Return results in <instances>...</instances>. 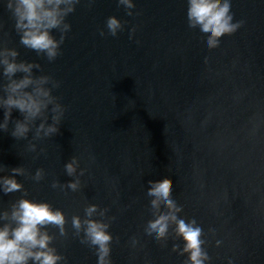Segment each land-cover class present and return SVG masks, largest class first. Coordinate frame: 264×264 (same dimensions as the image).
<instances>
[{
    "label": "water",
    "instance_id": "obj_1",
    "mask_svg": "<svg viewBox=\"0 0 264 264\" xmlns=\"http://www.w3.org/2000/svg\"><path fill=\"white\" fill-rule=\"evenodd\" d=\"M7 2L0 0V50L39 66L32 77L48 78L44 87L63 114L54 124L49 105L17 139L12 131L24 116L12 110L0 131V176L21 169L15 179L23 187L0 192V214L20 199L61 211L63 235L55 225L42 229L60 264H97L74 216L109 225L111 264H186L173 224L163 240L145 232L167 212L153 216L149 182L167 180L178 218L202 230L207 264H264V0H230L232 22L241 26L211 50L188 27L187 0H133L132 15L118 0H80L52 61L20 43ZM112 16L124 26L116 37L105 27ZM8 83L0 66V97ZM41 124L58 131L37 137ZM77 180L76 191L67 187ZM92 205L97 212L88 217Z\"/></svg>",
    "mask_w": 264,
    "mask_h": 264
},
{
    "label": "clouds",
    "instance_id": "obj_2",
    "mask_svg": "<svg viewBox=\"0 0 264 264\" xmlns=\"http://www.w3.org/2000/svg\"><path fill=\"white\" fill-rule=\"evenodd\" d=\"M89 2L92 3L94 0ZM79 3L80 0H8L6 8L11 11L15 20L20 43L38 54L43 53L52 61L60 54L59 49L64 41L63 33L71 30V26L65 23L66 17L75 11V6ZM118 6L129 10L127 15H132L131 10L135 8L133 0H118ZM230 8V0H187L188 27L198 31L205 48L211 50L218 47L221 38L232 35L241 26L240 23L232 22ZM105 27L112 37H116L124 28L122 22L114 16L107 18ZM54 29L62 33L59 40L51 34ZM133 31L134 29L130 32V38ZM100 35L104 36L105 33L101 31ZM17 56L15 50H0V66L3 67V76L9 80L4 89L7 93L6 98L0 97V109L4 110L0 131L7 130L12 110H18L24 116V120L16 122L12 136L19 139L26 137L30 131L28 125L39 118L49 105H53L54 124L59 122L63 109L44 87L49 82L48 78L33 79L32 70L39 66L17 63ZM17 73H23V78L13 79ZM57 131L55 126L45 127L41 124L36 130V135L39 137L43 133L44 136H48ZM75 165V160L65 165L69 176L74 175ZM21 174V169H12V176H0V192L8 195L21 191L23 186L15 179V176ZM41 175L38 170L35 179L39 180ZM149 184L147 195L151 198L153 216L156 217V212L161 207L166 208L167 212L149 222L145 229L147 238L153 242L163 240L167 236L169 225L173 224L176 236L184 243L180 254L187 256L186 264H207L209 257L203 250L202 230L194 220L186 222L178 218L181 209L171 199L168 181H150ZM67 187L76 191L79 188V181L69 183ZM96 212L95 205L85 210L88 217H92ZM9 219L12 224L5 223L0 226V264H29V261L32 264H60L63 258L49 246L52 238L42 229L47 225H55L63 235L66 220L61 211L53 210L47 203L20 199L12 206L10 214L7 212L0 214V221ZM72 226L77 232L83 226L85 239L82 243L96 248L97 264H111L109 245L112 236L108 232V224L93 219L82 222L79 217L74 216ZM173 251L177 249L174 247Z\"/></svg>",
    "mask_w": 264,
    "mask_h": 264
}]
</instances>
